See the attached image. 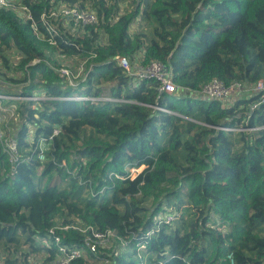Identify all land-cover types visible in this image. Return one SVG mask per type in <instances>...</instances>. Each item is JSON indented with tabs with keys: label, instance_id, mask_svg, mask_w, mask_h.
<instances>
[{
	"label": "trees",
	"instance_id": "1",
	"mask_svg": "<svg viewBox=\"0 0 264 264\" xmlns=\"http://www.w3.org/2000/svg\"><path fill=\"white\" fill-rule=\"evenodd\" d=\"M51 1L22 0L41 30ZM125 1L54 0L98 17L88 35L58 46L0 7V95L26 97L0 98L19 121L13 166L0 144V264H30L41 253L48 264L59 245L84 249L91 229L112 235L69 264H228L230 253L234 264H264V102L251 108L259 94L225 103L160 93L154 79L134 81L116 61L142 50L143 63H163L190 89L213 78L264 81V0H132L120 13ZM139 17L150 33L132 31ZM100 29L108 43L95 46ZM56 49L95 55L84 81L70 86L49 67ZM33 92L48 97L28 99ZM102 94L117 101L60 99ZM165 209L178 218L167 222Z\"/></svg>",
	"mask_w": 264,
	"mask_h": 264
},
{
	"label": "built area",
	"instance_id": "2",
	"mask_svg": "<svg viewBox=\"0 0 264 264\" xmlns=\"http://www.w3.org/2000/svg\"><path fill=\"white\" fill-rule=\"evenodd\" d=\"M0 7L13 10L18 13L23 21L30 22L32 31L37 38L45 40L53 46H58V39L67 43L70 36L80 38L84 37L85 35L89 34L88 30L86 29L88 26L98 24L97 14L92 9L79 8L76 5L71 6L64 2L54 3V0L51 1V6L47 9H44L40 14V22L43 30H41L39 25L34 21V17L30 8L28 5L24 4L22 0H0ZM98 32V38L94 45L101 46L107 44V34L102 29H100ZM56 52L60 53V50H56ZM62 55L67 56L69 63L55 65L48 61L47 63L49 67L52 68L63 79H65L64 81H68L70 86H76L79 82L84 81L86 76V68H91L89 60H91V58H93L95 55L81 54L77 57L65 54ZM75 60L77 61L75 62ZM116 61L124 69L125 73L134 81L142 80L144 78L154 79L158 83L157 88L160 93L164 92L167 94H177L184 97H197L206 100H222L225 103L233 101V99L236 98H250L259 94V101L251 105L252 109L255 108L257 104L264 102L263 80H258L252 83L234 81L226 85L222 81L213 78L198 89H190L174 83L170 71L163 63L156 60L143 63L142 50L136 51L132 57L127 55L118 56ZM34 62L35 60L32 61V63ZM73 62H75L74 67L71 66ZM2 97L12 100H23L26 98L19 95H0V98ZM47 97L48 96H46L44 92H33V95L27 98L37 100ZM60 99L89 100L91 102L116 100L107 94H102L99 96H67L60 97ZM154 108L172 113L171 110L159 105H154ZM1 111L5 112V114H2ZM5 116L16 118L17 114L13 108L1 107L0 104V144L3 151L8 156L11 166H13L18 159L17 142L14 137L9 135L7 132V122L5 120ZM219 128L225 130H237L225 127ZM58 131V129H54L53 135L58 134ZM43 145L44 139L39 142V147L41 149V153L38 155L39 160H44L45 158L42 151ZM144 169V164L131 168L130 179L135 178L138 174L142 173ZM161 216H163L167 222H171L178 218V215L175 211L164 213ZM60 228L66 229L67 227ZM87 229L88 228H85L81 231L85 233ZM91 231V235H85L83 239L84 249L70 248L66 245H59L57 258L48 264H69V262L74 258L81 257L85 249L95 252L97 245L104 247L107 244L109 235H112L110 231L106 233L96 232L92 229ZM49 234L51 236L53 235L55 243H60V239L58 236L54 235L53 229L49 230ZM227 258L229 259L228 264H234V258L231 253L227 256Z\"/></svg>",
	"mask_w": 264,
	"mask_h": 264
},
{
	"label": "rangeland",
	"instance_id": "3",
	"mask_svg": "<svg viewBox=\"0 0 264 264\" xmlns=\"http://www.w3.org/2000/svg\"><path fill=\"white\" fill-rule=\"evenodd\" d=\"M133 5V3H132V0H126L125 2H123V3H121V6H120V9H121V11H120V13L121 12H125V11H129L131 8H130V5ZM144 30L146 33H150L151 31H152V26L151 25H149V21L148 20H145V19H142V18H137V20H135L134 22H133V25H132V31H134L135 32V30ZM57 50V49H56ZM56 50L55 51H53L52 52V54H51V56H52V58L54 59V60H56L57 61V63H53V62H51V61H49V62H51V63H53V64H55V65H60V64H62V63H69V61H68V58H67V56H64V55H62V54H60V53H58V52H56ZM8 57H9V59H10V63L12 64V65H15L16 63H17V61H18V59H19V57H18V55H17V53L16 52H14V51H12V52H10V54L8 53V54H6ZM77 60H75V62H76ZM75 62H73L72 64H71V66L72 67H74L75 66ZM72 69H75V68H72ZM1 70L3 71V72H5L6 71V69L5 68H1ZM8 74L10 75V76H14L15 77V74H12V72L11 71H8ZM1 78V77H0ZM63 80H65V79H63ZM65 83H67L68 84V81H65ZM5 85H8V86H12L13 88H16L17 87V85H15V84H13V83H11V82H9V83H7V84H5ZM110 85V83H104V86H106V87H108ZM18 90V89H17ZM8 96H15V95H8ZM115 99V98H114ZM2 100H9V101H11L10 102V104H13V105H17V103H18V101H16V100H12V99H6L5 97H2ZM115 101H117V99L115 100ZM110 102H113V101H110ZM3 105H1V107H4V103H2ZM5 114V113H4ZM5 120H6V122H7V132H8V134L9 135H11V136H13L14 135V133H15V130H16V126H17V124H19L18 122L19 121H16L17 120V118H14V117H8V116H5ZM236 138V137H235ZM168 212V209H165V211L163 212V213H161V214H164V213H167ZM38 258L36 259V260H32L31 259V263L30 264H42V260L44 259V257H45V254H43V253H41V255H38L37 256Z\"/></svg>",
	"mask_w": 264,
	"mask_h": 264
}]
</instances>
